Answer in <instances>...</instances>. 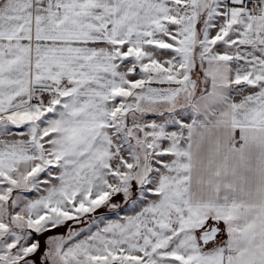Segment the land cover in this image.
<instances>
[{"label": "snow or ice", "instance_id": "1", "mask_svg": "<svg viewBox=\"0 0 264 264\" xmlns=\"http://www.w3.org/2000/svg\"><path fill=\"white\" fill-rule=\"evenodd\" d=\"M0 264H264V0H0Z\"/></svg>", "mask_w": 264, "mask_h": 264}]
</instances>
